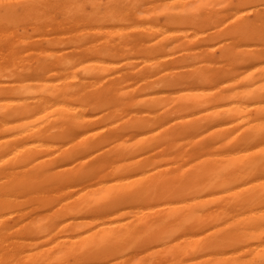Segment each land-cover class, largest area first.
Wrapping results in <instances>:
<instances>
[{
  "label": "bare ground",
  "instance_id": "6f19581e",
  "mask_svg": "<svg viewBox=\"0 0 264 264\" xmlns=\"http://www.w3.org/2000/svg\"><path fill=\"white\" fill-rule=\"evenodd\" d=\"M0 264H264V0H0Z\"/></svg>",
  "mask_w": 264,
  "mask_h": 264
}]
</instances>
